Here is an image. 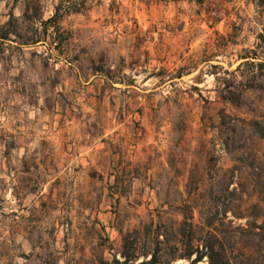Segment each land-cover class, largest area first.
I'll return each instance as SVG.
<instances>
[{
    "label": "rangeland",
    "instance_id": "374dc122",
    "mask_svg": "<svg viewBox=\"0 0 264 264\" xmlns=\"http://www.w3.org/2000/svg\"><path fill=\"white\" fill-rule=\"evenodd\" d=\"M3 27L0 264H264V0H0Z\"/></svg>",
    "mask_w": 264,
    "mask_h": 264
},
{
    "label": "trees",
    "instance_id": "16d2710c",
    "mask_svg": "<svg viewBox=\"0 0 264 264\" xmlns=\"http://www.w3.org/2000/svg\"><path fill=\"white\" fill-rule=\"evenodd\" d=\"M263 2V1H262ZM25 17L29 16V11L26 10L24 13ZM15 20L14 17L9 21L8 26L12 24V22ZM5 27H3L0 30V38L7 39L12 32H8L6 34H3V30ZM17 33V32H14ZM33 42H25L24 45H30L34 44L37 41L31 40ZM258 57H254V59H257ZM259 65L261 67H264V61L259 62ZM264 76V74H263ZM222 117V124L225 122L223 121ZM254 124L258 127L257 133L259 136L264 139V125L262 122L256 120L254 121ZM227 125V124H226ZM250 231H253V234L258 237V243H257V249L261 250L263 253L262 259L264 262V212H263V220L261 223L254 222L249 223V229ZM209 238L219 240L218 235L214 231L209 232ZM124 248L127 249V241L124 243ZM136 244L134 243L133 249L134 252L132 254H128L126 250L122 252L123 260L115 259L111 264H162L163 255H162V249H161V241H158L155 248H153L150 252H142L137 253L136 252ZM207 258L209 261V264H233L231 258L228 256L227 252L221 251L217 245L213 242H209V240H201V242L197 245V247L192 248L184 253L175 254L173 257L167 258V262L172 263L174 261H177L179 259L181 260H187L189 264H198L201 262L204 258Z\"/></svg>",
    "mask_w": 264,
    "mask_h": 264
}]
</instances>
